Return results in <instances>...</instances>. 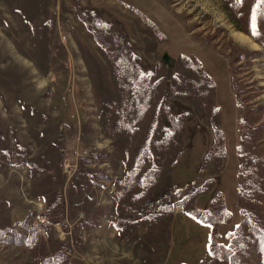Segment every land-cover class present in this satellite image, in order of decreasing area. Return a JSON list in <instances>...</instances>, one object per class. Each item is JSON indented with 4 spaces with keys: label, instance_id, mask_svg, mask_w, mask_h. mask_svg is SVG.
I'll return each instance as SVG.
<instances>
[{
    "label": "rangeland",
    "instance_id": "1",
    "mask_svg": "<svg viewBox=\"0 0 264 264\" xmlns=\"http://www.w3.org/2000/svg\"><path fill=\"white\" fill-rule=\"evenodd\" d=\"M248 1L235 18L223 0H0V264H220L203 225L163 208L211 178L195 205L221 192L227 245L241 161L264 218V48L243 31L264 16ZM143 144L153 161L129 172Z\"/></svg>",
    "mask_w": 264,
    "mask_h": 264
},
{
    "label": "trees",
    "instance_id": "2",
    "mask_svg": "<svg viewBox=\"0 0 264 264\" xmlns=\"http://www.w3.org/2000/svg\"><path fill=\"white\" fill-rule=\"evenodd\" d=\"M227 3L229 11L235 18H240L244 15L242 8L245 4L244 0H223ZM248 1V0H247ZM248 8L251 13L257 12L259 19L264 16V0H249ZM148 24L152 25L154 29L156 26L148 21ZM249 36L255 41L259 42L264 48V30H258L254 33L251 28L243 29ZM157 32V31H156ZM159 32V31H158ZM178 120L173 121L176 123ZM179 123V122H178ZM216 138L220 140V136L216 134ZM223 139V138H222ZM219 150L222 156H225V148L221 143ZM210 153L206 154L204 161L208 159ZM144 159L153 161V152L150 144H143L137 149V154L133 157L132 165L129 172L139 173V170L144 166ZM246 168V162L241 161L239 163L238 176V204L240 206V214L242 219L235 226V228L227 234L228 244H222L219 239L218 232L219 225H226L230 223L232 216L227 210L223 195L218 192L209 202V206L206 209L197 208L195 205V199L197 196L208 190V183L213 181L211 178L207 179L200 185L195 182L189 187L174 186L175 194L174 200L170 201L163 209L167 212H172L174 208H181V212L197 223L210 228V234L208 237L207 252L212 262H219L220 264H246L244 257L248 255V248L252 245L256 246L263 258L264 264V218L256 217L251 214L244 207L243 202L246 199L248 193L245 187L246 174L244 170ZM154 168L153 164L149 168L143 171L141 176H138V181L141 187L152 186L155 182L152 180V173ZM252 183V181H251ZM256 187H252L251 190L254 193ZM57 261V257H51L48 261ZM48 262V263H49Z\"/></svg>",
    "mask_w": 264,
    "mask_h": 264
},
{
    "label": "crops",
    "instance_id": "3",
    "mask_svg": "<svg viewBox=\"0 0 264 264\" xmlns=\"http://www.w3.org/2000/svg\"><path fill=\"white\" fill-rule=\"evenodd\" d=\"M224 226V225H223ZM204 229H205V236H204V241H203V247H204V250L207 251V244H208V235H209V227L207 226H203ZM222 225L219 226V231L221 229ZM194 252V251H192ZM172 253H173V250H170V254H169V258H168V262L166 264H172L171 262V256H172ZM197 254V253H196Z\"/></svg>",
    "mask_w": 264,
    "mask_h": 264
},
{
    "label": "bare ground",
    "instance_id": "4",
    "mask_svg": "<svg viewBox=\"0 0 264 264\" xmlns=\"http://www.w3.org/2000/svg\"><path fill=\"white\" fill-rule=\"evenodd\" d=\"M238 39H239L240 41H243V40H244L245 42L248 40V38H244V37H242V36H238Z\"/></svg>",
    "mask_w": 264,
    "mask_h": 264
},
{
    "label": "snow or ice",
    "instance_id": "5",
    "mask_svg": "<svg viewBox=\"0 0 264 264\" xmlns=\"http://www.w3.org/2000/svg\"><path fill=\"white\" fill-rule=\"evenodd\" d=\"M253 20H255V17H253Z\"/></svg>",
    "mask_w": 264,
    "mask_h": 264
}]
</instances>
